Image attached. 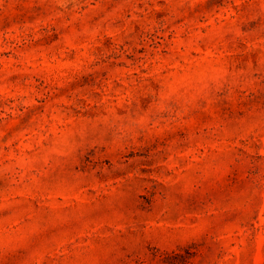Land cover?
Wrapping results in <instances>:
<instances>
[{
	"label": "rangeland",
	"instance_id": "374dc122",
	"mask_svg": "<svg viewBox=\"0 0 264 264\" xmlns=\"http://www.w3.org/2000/svg\"><path fill=\"white\" fill-rule=\"evenodd\" d=\"M0 264H264V0H0Z\"/></svg>",
	"mask_w": 264,
	"mask_h": 264
}]
</instances>
